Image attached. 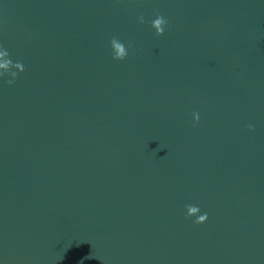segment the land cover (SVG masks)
Instances as JSON below:
<instances>
[{
    "label": "water",
    "instance_id": "1",
    "mask_svg": "<svg viewBox=\"0 0 264 264\" xmlns=\"http://www.w3.org/2000/svg\"><path fill=\"white\" fill-rule=\"evenodd\" d=\"M0 65V264H264V0H0Z\"/></svg>",
    "mask_w": 264,
    "mask_h": 264
},
{
    "label": "clouds",
    "instance_id": "2",
    "mask_svg": "<svg viewBox=\"0 0 264 264\" xmlns=\"http://www.w3.org/2000/svg\"><path fill=\"white\" fill-rule=\"evenodd\" d=\"M140 21L143 22V17H140ZM166 24H167L166 19L159 14L157 15V18L152 21V27L156 29L157 35L164 34L165 28L161 27V25H166ZM111 42H112L113 47L115 48V55L113 56V58L117 60L125 59L128 53L125 51L123 45L117 43L114 38L111 40ZM8 63H11V61H9ZM18 63L22 66V71H24V65L21 62H18ZM6 66L7 65H0V67H6ZM7 83L11 85L13 81H7ZM248 127L250 130H253L252 125H249ZM186 208L188 209L187 216H191L193 213L200 210L198 206H193V205H186ZM207 218H208L207 213L201 214L200 216L196 218L195 223L202 224L207 220Z\"/></svg>",
    "mask_w": 264,
    "mask_h": 264
}]
</instances>
